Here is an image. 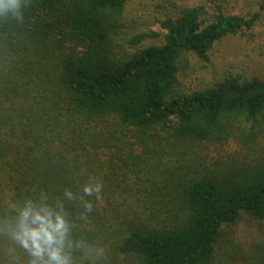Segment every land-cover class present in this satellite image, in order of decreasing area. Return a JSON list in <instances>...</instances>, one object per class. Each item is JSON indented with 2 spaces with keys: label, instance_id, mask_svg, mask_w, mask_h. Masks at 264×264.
<instances>
[{
  "label": "trees",
  "instance_id": "trees-1",
  "mask_svg": "<svg viewBox=\"0 0 264 264\" xmlns=\"http://www.w3.org/2000/svg\"><path fill=\"white\" fill-rule=\"evenodd\" d=\"M129 1L0 16V264L31 259L7 227L29 200L64 215L73 264H264V81L179 80L264 3L163 0L157 32L133 34Z\"/></svg>",
  "mask_w": 264,
  "mask_h": 264
},
{
  "label": "rangeland",
  "instance_id": "rangeland-1",
  "mask_svg": "<svg viewBox=\"0 0 264 264\" xmlns=\"http://www.w3.org/2000/svg\"><path fill=\"white\" fill-rule=\"evenodd\" d=\"M167 1V0H164ZM169 1V0H168ZM179 3L193 0H174ZM197 1V0H196ZM163 0H130L125 18L133 34L157 32V23L164 14H169V5ZM264 0H227L226 10L240 15L256 11ZM164 7L166 10H163ZM161 39L148 40L144 46L159 45ZM188 69L180 83L185 89L211 87L229 76L256 77L264 81V11L259 22L249 31L228 36L215 44L207 63L187 56Z\"/></svg>",
  "mask_w": 264,
  "mask_h": 264
},
{
  "label": "clouds",
  "instance_id": "clouds-1",
  "mask_svg": "<svg viewBox=\"0 0 264 264\" xmlns=\"http://www.w3.org/2000/svg\"><path fill=\"white\" fill-rule=\"evenodd\" d=\"M22 6L23 0H0V16L6 13L18 16ZM84 191L88 193L90 189L85 188ZM65 196L71 199L72 193L66 192ZM7 227L14 239L28 251L31 257L28 264H73L69 224L61 212L29 200L17 209L15 219ZM82 246L80 241L75 244V248ZM88 251L91 254V250Z\"/></svg>",
  "mask_w": 264,
  "mask_h": 264
}]
</instances>
